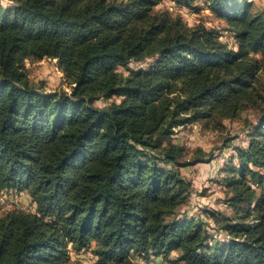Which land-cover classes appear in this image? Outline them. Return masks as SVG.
<instances>
[{
	"label": "trees",
	"instance_id": "16d2710c",
	"mask_svg": "<svg viewBox=\"0 0 264 264\" xmlns=\"http://www.w3.org/2000/svg\"><path fill=\"white\" fill-rule=\"evenodd\" d=\"M161 1L0 4V191L25 190L36 206L0 215V264H67L69 248L92 243L96 264L172 252L185 264H264V187L258 193L246 180L262 183L249 163L264 170V5L171 0L208 5L233 34L232 49L202 24L155 12ZM43 58L58 61L69 94L28 84L24 61ZM146 59L145 71H117ZM109 94L119 101L93 105ZM251 106L260 115L226 178L229 207L242 214L223 224L228 242L210 244L203 225L180 212L190 184L179 167L203 161V152L186 159L171 135Z\"/></svg>",
	"mask_w": 264,
	"mask_h": 264
},
{
	"label": "rangeland",
	"instance_id": "374dc122",
	"mask_svg": "<svg viewBox=\"0 0 264 264\" xmlns=\"http://www.w3.org/2000/svg\"><path fill=\"white\" fill-rule=\"evenodd\" d=\"M246 1L252 4L253 10L264 5V0ZM0 4L12 5L13 0H0ZM154 11L179 16L188 27L202 24L208 30L214 31L217 38L229 48L236 49L234 36L228 31L224 21L220 20L202 1L195 2L194 8L190 9L171 0H162L154 7ZM250 55L258 60L263 59L259 53ZM152 62V59L140 62L130 61L125 67H117V71L124 75L145 71ZM24 70L28 84L43 93L69 94L73 86L68 84L56 59L25 60ZM257 86L259 93L264 95V61L257 73ZM119 99L118 94L100 95L93 105L104 108L111 102H118ZM259 104L261 105L262 101ZM259 115L260 106H251L243 110L237 119H216L209 128H206L202 122L187 123L175 128L171 135L172 143L184 148L186 159L196 155V150L203 152V161L179 167L180 174L190 184L180 212L186 213L188 220L193 219L203 225V229L210 238V244L228 242L230 236L223 231L222 226L224 223L238 222L236 216L242 214L234 213L229 207L227 200L231 196V190L227 186L226 178L229 176V168L239 164L238 151L247 150L252 126L256 124ZM249 165L257 171V177H261L262 183L260 184L257 178L251 180L247 177L246 180L259 193L260 187H264V170L250 163ZM35 208V203L25 190L0 191V215L12 210L34 213ZM93 247L94 243L90 248L80 251L69 248L67 264H96L97 257L92 253ZM177 257L176 252L170 253L167 257L151 255L147 259L136 253H130L129 256L136 264H185L178 262Z\"/></svg>",
	"mask_w": 264,
	"mask_h": 264
}]
</instances>
